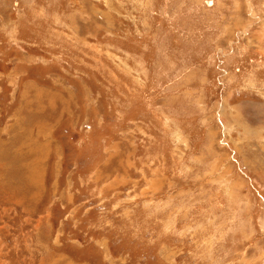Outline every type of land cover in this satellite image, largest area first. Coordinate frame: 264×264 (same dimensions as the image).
<instances>
[{"label": "rangeland", "instance_id": "1", "mask_svg": "<svg viewBox=\"0 0 264 264\" xmlns=\"http://www.w3.org/2000/svg\"><path fill=\"white\" fill-rule=\"evenodd\" d=\"M0 264H264V0H0Z\"/></svg>", "mask_w": 264, "mask_h": 264}]
</instances>
